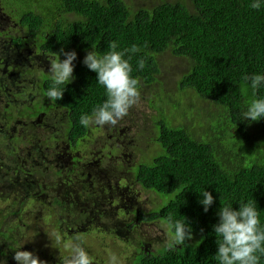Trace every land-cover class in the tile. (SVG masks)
<instances>
[{
	"label": "trees",
	"instance_id": "1",
	"mask_svg": "<svg viewBox=\"0 0 264 264\" xmlns=\"http://www.w3.org/2000/svg\"><path fill=\"white\" fill-rule=\"evenodd\" d=\"M189 1L161 0L135 9L126 0H51L41 2V13L28 11L23 16L33 28L53 26L54 48L76 51L77 80L66 86L64 94L78 126L82 114H90L106 99L97 74L83 59L93 49L100 55L107 53L111 41L118 43L119 51L134 44L140 47L130 60L139 89L157 79L160 67L156 55L171 51L187 61L180 75V90H194L228 112L227 139L221 141L218 132L217 138L208 142L186 125L157 120L148 156L133 157L134 162H141L134 165V183L168 199L153 210L135 209L132 221H157L161 226L168 215L181 220L186 217L193 238L187 241L188 247L178 246L176 251H169L166 244L154 252L144 249L132 264H219L213 225L218 223L217 213L223 205L238 210L241 202H253L264 225V118L242 120L246 107L264 97V87L253 90L243 79L245 74L264 73V5L257 10L250 7L251 0ZM73 15L76 17L70 19ZM141 57L145 59L143 70L137 65ZM128 146L133 151V143ZM232 152L233 157L229 155ZM203 189L215 198L207 213L199 203ZM259 264H264V255Z\"/></svg>",
	"mask_w": 264,
	"mask_h": 264
},
{
	"label": "flooded vegetation",
	"instance_id": "2",
	"mask_svg": "<svg viewBox=\"0 0 264 264\" xmlns=\"http://www.w3.org/2000/svg\"><path fill=\"white\" fill-rule=\"evenodd\" d=\"M43 1L51 0H0V261L6 264H18L14 255L19 248L44 264H61L68 250L49 237L57 230L66 245L73 243L74 231L86 226L119 223L128 233L139 225L159 226L157 221H132L135 209L149 208L140 206L132 193L133 168L141 162H134L128 146L133 143L131 113L119 124L84 132L67 93L57 101L44 95L52 84L51 60L57 53L61 60L66 57L63 48L51 44L53 26L33 28L24 22L26 12L41 13ZM73 63L76 67L78 60ZM110 130H115L113 136ZM126 197H131L128 204ZM117 206L130 207L129 219L117 217ZM155 242L141 239L137 254L152 252Z\"/></svg>",
	"mask_w": 264,
	"mask_h": 264
},
{
	"label": "clouds",
	"instance_id": "3",
	"mask_svg": "<svg viewBox=\"0 0 264 264\" xmlns=\"http://www.w3.org/2000/svg\"><path fill=\"white\" fill-rule=\"evenodd\" d=\"M262 5L264 0H251L250 7L259 10ZM108 47L110 51L103 55L93 49L83 59V64L97 74L96 81L103 86L106 96L104 102L95 106L90 114L80 116L79 123L85 128L116 125L128 114L140 96L139 80L132 76L133 68L130 63L132 55L141 51L140 47L134 44L131 48L119 51L116 41L109 42ZM61 52L66 58L61 60L60 53H57L56 58L51 60L49 74L52 85L44 91V95L51 101L62 99L66 86L75 79L73 62L77 59L76 51L61 49ZM137 65L139 70H143L145 59L141 57ZM243 79L250 83L253 90L264 87V73L245 74ZM242 117V120L250 121L264 118V97L254 99L243 111ZM199 194V203L207 213L215 198L205 189L199 191ZM217 215L219 221L213 225V230L217 237L218 248L215 256L219 264H259L261 256L264 255V225L261 224L255 203L241 202L238 210L231 204L223 205ZM161 228L167 234L166 247L169 251H176L178 246L188 247L187 241L193 238V228L186 217L181 220L168 215L161 221ZM55 240L57 244L62 243L59 234ZM64 247L68 249V255L60 257L61 264H93L90 253L82 243H72ZM20 249L15 250L14 255L18 264H44L32 252ZM0 264H6V261H0ZM108 264H119L117 254L109 256Z\"/></svg>",
	"mask_w": 264,
	"mask_h": 264
},
{
	"label": "rangeland",
	"instance_id": "4",
	"mask_svg": "<svg viewBox=\"0 0 264 264\" xmlns=\"http://www.w3.org/2000/svg\"><path fill=\"white\" fill-rule=\"evenodd\" d=\"M127 1L131 7L135 6V9L138 6H154L161 2V0H137V2H140L137 4V2L133 3L132 0ZM184 1L190 3L189 0ZM156 57L160 67V72L156 74L157 79L151 85L141 84L139 99L129 109L134 145L133 157L141 158L144 153L148 156L149 148L153 145L151 144V139L154 137L153 127L158 125L157 120H166L167 122L169 120L172 121V125L176 126L186 125L198 138L208 142L214 141L217 138L218 132L221 141L226 138L227 136L224 134V131L226 128H229L231 120L225 107L218 105L213 100L200 97L194 90H180V75L186 69L187 61L183 58H178L171 51L157 54ZM114 133L115 130H110L108 134L113 136ZM108 134V143H111ZM235 147L236 145H233L231 148L234 150ZM141 149H143V152H140ZM229 155L233 157L235 154L232 152ZM132 193L136 194L140 206L149 208V210H153L158 204L166 202L168 199L166 195L165 199L159 194L148 193L136 185H134ZM112 200L114 205L118 204L117 200ZM130 200L131 197L124 199L126 204ZM117 207V217L129 219L128 208L130 207H127V209L121 206ZM111 214L112 212H110ZM36 215L38 218V213ZM79 231L78 233L74 231L72 242L82 243L97 264H108V258L113 253L117 254L119 264H132L137 253H139L141 239L146 240L150 237L156 240L155 243H152V252L167 243V234L161 226L155 227L148 224L136 226L130 233L125 231L119 223H115L114 226L109 227L95 225L87 228L86 226L85 231ZM57 232L59 233L58 230ZM57 232L50 234L49 237L55 238ZM59 235L63 238L61 233ZM71 236L72 234H68L67 242L72 240ZM198 236L201 240L203 239V235L200 234ZM76 237L80 239L76 240ZM52 246L56 247L55 244ZM61 249L63 251L68 250L64 247L63 243H61Z\"/></svg>",
	"mask_w": 264,
	"mask_h": 264
}]
</instances>
